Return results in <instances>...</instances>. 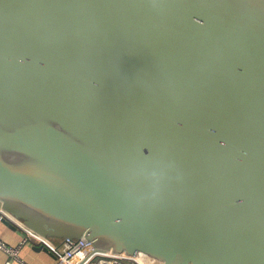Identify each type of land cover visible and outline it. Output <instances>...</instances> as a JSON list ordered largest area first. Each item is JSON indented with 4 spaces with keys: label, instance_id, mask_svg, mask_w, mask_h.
Here are the masks:
<instances>
[{
    "label": "water",
    "instance_id": "obj_1",
    "mask_svg": "<svg viewBox=\"0 0 264 264\" xmlns=\"http://www.w3.org/2000/svg\"><path fill=\"white\" fill-rule=\"evenodd\" d=\"M0 204L103 252L264 264V0H0Z\"/></svg>",
    "mask_w": 264,
    "mask_h": 264
},
{
    "label": "built area",
    "instance_id": "obj_2",
    "mask_svg": "<svg viewBox=\"0 0 264 264\" xmlns=\"http://www.w3.org/2000/svg\"><path fill=\"white\" fill-rule=\"evenodd\" d=\"M3 218L1 214L0 220ZM23 226L25 225L23 224ZM34 238L38 243L46 245L56 253L58 257L57 264H162L159 259L145 253L130 256L125 253L116 254L100 251L93 241L85 237L78 239L65 238L62 241L61 248L55 246L50 238L42 237L35 233ZM0 248H2L13 261L17 260L27 264L20 258L19 247L7 245L0 240ZM6 264H11V261H8Z\"/></svg>",
    "mask_w": 264,
    "mask_h": 264
},
{
    "label": "crops",
    "instance_id": "obj_3",
    "mask_svg": "<svg viewBox=\"0 0 264 264\" xmlns=\"http://www.w3.org/2000/svg\"><path fill=\"white\" fill-rule=\"evenodd\" d=\"M12 222L16 229L11 228L3 219L0 220V240L7 245L19 247V255L27 264H57L58 257L51 249L50 252L39 249L42 245L34 238V233L26 230L27 227L16 217L5 211L0 204V215ZM52 243L61 248L62 238H50ZM11 261V264H24L20 261L10 258V256L0 248V264H6Z\"/></svg>",
    "mask_w": 264,
    "mask_h": 264
}]
</instances>
